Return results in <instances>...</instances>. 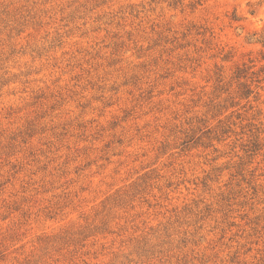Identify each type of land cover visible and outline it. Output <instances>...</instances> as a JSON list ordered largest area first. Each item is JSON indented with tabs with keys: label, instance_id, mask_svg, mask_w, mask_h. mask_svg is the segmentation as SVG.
Returning a JSON list of instances; mask_svg holds the SVG:
<instances>
[{
	"label": "rangeland",
	"instance_id": "obj_1",
	"mask_svg": "<svg viewBox=\"0 0 264 264\" xmlns=\"http://www.w3.org/2000/svg\"><path fill=\"white\" fill-rule=\"evenodd\" d=\"M0 264H264V0H0Z\"/></svg>",
	"mask_w": 264,
	"mask_h": 264
}]
</instances>
